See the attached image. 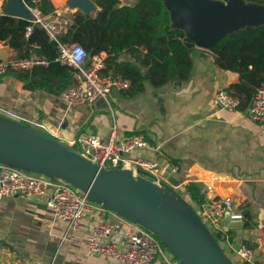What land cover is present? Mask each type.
Segmentation results:
<instances>
[{
	"label": "crops",
	"instance_id": "obj_1",
	"mask_svg": "<svg viewBox=\"0 0 264 264\" xmlns=\"http://www.w3.org/2000/svg\"><path fill=\"white\" fill-rule=\"evenodd\" d=\"M52 2L51 13L72 10L68 0ZM1 42L0 58L19 55ZM191 59L184 81L161 87L146 81L144 91L129 95L113 90L109 102L94 104H68L60 93L30 90L11 74L0 75V114L67 142L84 130L106 133L113 120L127 133L143 132L160 145L151 155L158 154L163 165L178 166L169 177L182 194L187 196L186 184L196 181L204 191L211 183L216 194L234 199L242 217L232 222L221 246L232 257L241 243H249L253 264H264V123L245 110L219 105L218 89L239 77L221 68L209 48L195 45ZM70 234L69 223L56 218L43 198H0V264H117L87 252L84 230L75 232L74 240ZM152 264L180 263L165 250Z\"/></svg>",
	"mask_w": 264,
	"mask_h": 264
},
{
	"label": "built area",
	"instance_id": "obj_2",
	"mask_svg": "<svg viewBox=\"0 0 264 264\" xmlns=\"http://www.w3.org/2000/svg\"><path fill=\"white\" fill-rule=\"evenodd\" d=\"M31 8L35 14L32 21L43 26L52 39L57 40L66 30L68 18L60 12L42 14L37 7ZM32 27L30 25L28 30ZM105 56V52H100L89 62L88 52L81 44H60V53L54 60L74 67L73 81L60 92L66 103L109 102L113 90L121 91L129 86V80L125 78L100 72L104 67ZM49 62L48 58L36 53L0 59V75L10 70L47 65ZM216 100L221 107L230 109L237 108L240 103L239 97L228 86L218 89ZM244 112L264 123V85L257 88ZM69 143L101 166L140 168L154 181L173 185L169 176L178 166L175 163L163 165L158 154L151 155L159 150L160 145H153L143 132H125L116 120H113L106 133L84 130L71 138ZM205 194L207 199L203 204L192 205L212 234L223 229L225 214L242 217L241 213L235 211L234 199L216 194L211 183L207 184ZM8 196L43 198L56 218L69 223L70 240L75 239V232L84 230V245L91 255L112 258L117 264H152L157 255L165 251L160 239L145 226L89 199L73 184L0 162V198ZM234 253V260L249 261L253 250L246 243H241Z\"/></svg>",
	"mask_w": 264,
	"mask_h": 264
},
{
	"label": "trees",
	"instance_id": "obj_3",
	"mask_svg": "<svg viewBox=\"0 0 264 264\" xmlns=\"http://www.w3.org/2000/svg\"><path fill=\"white\" fill-rule=\"evenodd\" d=\"M24 1L37 7L42 14L51 13L54 7L52 0ZM245 1L264 4V0ZM96 3L99 8L94 12H71L66 30L57 40L52 39L40 24L1 11L0 41L21 49L18 56L36 53L50 60L47 65L10 70L7 74L23 81L30 90L59 94L73 81L74 67L54 60V57L60 53L61 43L77 42L87 50L89 62L94 55L106 53L100 72L129 80V86L121 90L129 95L144 91L146 81L161 87L189 77L195 42L183 28L174 24L164 0H139L138 3L96 0ZM30 25L33 27L29 31ZM210 50L221 68L238 74V80L230 83L228 89L240 99L237 108L246 110L257 88L264 85V23L229 32L214 42ZM185 190L192 204L201 205L207 199L204 187L196 181L188 182ZM249 225L250 222L245 220L244 227ZM229 233L230 230L222 229L213 236L221 244ZM162 246L169 251L165 244ZM241 264H253V261H242Z\"/></svg>",
	"mask_w": 264,
	"mask_h": 264
},
{
	"label": "water",
	"instance_id": "obj_4",
	"mask_svg": "<svg viewBox=\"0 0 264 264\" xmlns=\"http://www.w3.org/2000/svg\"><path fill=\"white\" fill-rule=\"evenodd\" d=\"M164 1L174 24L183 28L201 48L210 49L214 42L243 26L264 23L263 3ZM68 4L87 14L98 9L96 0H68ZM2 12L35 19L31 6L24 0H6ZM5 44L9 45L7 41ZM0 162L73 184L89 199L145 226L180 264H235L187 196L173 185L154 181L140 168L101 166L69 142L3 114H0ZM239 220L241 216L225 214L224 230L228 231L232 222Z\"/></svg>",
	"mask_w": 264,
	"mask_h": 264
},
{
	"label": "rangeland",
	"instance_id": "obj_5",
	"mask_svg": "<svg viewBox=\"0 0 264 264\" xmlns=\"http://www.w3.org/2000/svg\"><path fill=\"white\" fill-rule=\"evenodd\" d=\"M222 1H224V0H222ZM5 2H6V0H0V12L2 11V8H3L4 4H5ZM71 9H72V10L65 9V11H61V14H62L64 17H68L69 14H70L71 12L78 10L77 8H71ZM176 190L179 191V192H181V189H180V188H176ZM183 195H184V194H183ZM184 196H185V195H184ZM225 251H226V250H225ZM226 252H227V251H226ZM227 254H228V252H227ZM236 263H237V264H241V261L236 260Z\"/></svg>",
	"mask_w": 264,
	"mask_h": 264
}]
</instances>
